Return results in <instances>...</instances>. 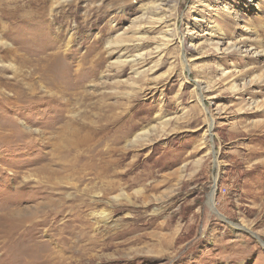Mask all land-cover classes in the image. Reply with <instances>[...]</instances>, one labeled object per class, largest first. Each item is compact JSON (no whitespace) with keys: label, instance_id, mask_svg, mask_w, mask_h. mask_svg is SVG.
I'll return each mask as SVG.
<instances>
[{"label":"rangeland","instance_id":"374dc122","mask_svg":"<svg viewBox=\"0 0 264 264\" xmlns=\"http://www.w3.org/2000/svg\"><path fill=\"white\" fill-rule=\"evenodd\" d=\"M154 1L0 0V264H264V0Z\"/></svg>","mask_w":264,"mask_h":264},{"label":"bare ground","instance_id":"6f19581e","mask_svg":"<svg viewBox=\"0 0 264 264\" xmlns=\"http://www.w3.org/2000/svg\"><path fill=\"white\" fill-rule=\"evenodd\" d=\"M177 1V0H176ZM171 2H175V0H155L152 4H151V6H152V8L153 9H160V8H162V5L163 4H165V3H171ZM162 19V18H161ZM152 20H157V19H152ZM172 33V32H171ZM139 39H140V37H138ZM137 38V40L140 42V40ZM125 40V39H124ZM124 40H122L121 38L119 39V40H117V42H115L113 45H109L110 47H111V49L113 50L112 51V53H114V51H115V53H118V52H122V54L123 53H125V51H126V49H127V47H126V44H125V42H126V40L124 41ZM137 41V42H138ZM128 45V44H127ZM110 49V50H111ZM129 50V49H128ZM128 57L126 56V57H124V59L122 58V60L121 61H119V63L120 64H123V65H125V63H127V62H130V63H134L135 61H138V56L136 57H133L132 59H130V61L127 59ZM128 64V63H127ZM137 64H138V62H137ZM123 65H121V66H123ZM134 66V65H133ZM134 73L136 74V75H140V71H137L136 70V68H135V70H134ZM135 75V76H136ZM201 83V82H200ZM204 84H205V86L204 87H202V85L201 84H198V89L199 90H203L204 88L206 89V90H210V88L212 87L207 81L205 82L204 81ZM233 86V85H232ZM233 90H237V87H236V85H234L233 86ZM214 120V119H213ZM213 120L211 121V122H209L208 123V125H207V128H208V130H211V128L213 127V125H214V123H213ZM162 124V123H161ZM164 126V125H163ZM80 128V127H79ZM97 128V127H96ZM81 129V128H80ZM103 129V128H102ZM81 130H83V128L81 129ZM91 130H93V129H91ZM148 130V129H147ZM88 132V131H87ZM96 132V131H95ZM142 132V131H141ZM148 134L146 133V132H142L141 134H136L135 135V138H137L138 140H140V141H142V140H144V138H146V136H147ZM100 219H103L104 221L106 220V217H105V215H103V214H100Z\"/></svg>","mask_w":264,"mask_h":264}]
</instances>
